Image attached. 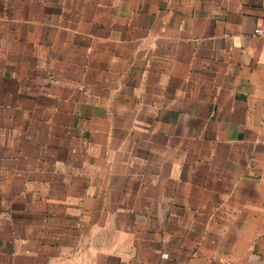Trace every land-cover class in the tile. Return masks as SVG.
Instances as JSON below:
<instances>
[{
	"label": "crops",
	"instance_id": "1",
	"mask_svg": "<svg viewBox=\"0 0 264 264\" xmlns=\"http://www.w3.org/2000/svg\"><path fill=\"white\" fill-rule=\"evenodd\" d=\"M264 0H0V264H264Z\"/></svg>",
	"mask_w": 264,
	"mask_h": 264
},
{
	"label": "built area",
	"instance_id": "2",
	"mask_svg": "<svg viewBox=\"0 0 264 264\" xmlns=\"http://www.w3.org/2000/svg\"><path fill=\"white\" fill-rule=\"evenodd\" d=\"M257 34L264 37V26L258 29Z\"/></svg>",
	"mask_w": 264,
	"mask_h": 264
}]
</instances>
